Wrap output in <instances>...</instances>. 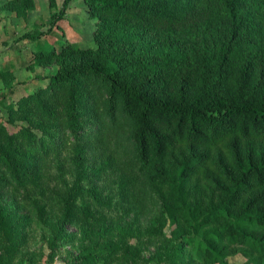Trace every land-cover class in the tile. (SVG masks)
<instances>
[{
    "label": "trees",
    "instance_id": "1",
    "mask_svg": "<svg viewBox=\"0 0 264 264\" xmlns=\"http://www.w3.org/2000/svg\"><path fill=\"white\" fill-rule=\"evenodd\" d=\"M73 1L21 37L53 32ZM81 1L95 47L61 40L34 51L32 62L56 71L2 105L0 193L11 199L0 201V263L16 264L32 218L50 221L46 263L59 243H78L59 264H136L143 244L154 245L153 264H228L234 254L264 264V0ZM32 2L5 0L0 10L20 16ZM60 134L59 144L77 142L71 185L50 205L30 201L29 183L45 194L38 163ZM91 146L109 153L97 151L86 172ZM110 173L123 209L115 220L98 212L110 198L95 181Z\"/></svg>",
    "mask_w": 264,
    "mask_h": 264
},
{
    "label": "rangeland",
    "instance_id": "2",
    "mask_svg": "<svg viewBox=\"0 0 264 264\" xmlns=\"http://www.w3.org/2000/svg\"><path fill=\"white\" fill-rule=\"evenodd\" d=\"M5 0H0V6ZM32 7L20 16H15L13 12L0 10V116L6 117L5 109L2 105L12 103L17 104L21 97L29 94L32 91L46 87L48 83L49 74L56 71L54 64L39 65L32 62V53L39 49H45L47 45L54 44L56 41L67 40L74 47L85 49L87 47H95L94 34V18L90 17L87 8L81 0L70 2L68 7L64 10L62 19L57 21V29L48 34H44L39 40H31L29 38L21 37L22 34H36L39 31L48 27L50 19L53 14L57 12L61 0H55L52 7L48 6L47 0H32ZM56 48V46H54ZM21 114H15L12 117H17ZM26 120L22 119L21 125H25ZM8 129L15 130L8 126ZM59 138L51 144L50 149L46 153L43 160L38 163V184L45 190V194L39 193V188L34 186L28 181V199L31 201L33 198L44 199L49 205L54 198L57 197L62 191L71 185L73 179L74 168L69 160V156L73 153L74 146L77 144L71 136L67 139L61 137V144L58 143ZM126 139V138H125ZM106 150H111L109 146H103ZM97 151L102 156L107 155L108 151H100L96 147H88L85 149V154H81L82 167L86 172L90 171L91 167L97 164ZM131 155V152H129ZM97 161V162H96ZM117 177L114 174H106L102 179L96 180L95 183L102 192L100 196L104 199L110 198L105 207L102 205L98 212L106 214L111 220L122 213L123 209L118 208V195H117ZM26 195V194H25ZM11 196L8 193H0V201L4 205L10 206ZM78 204L88 203L85 197L77 198ZM99 207V206H95ZM124 220H127L124 217ZM50 221H34L32 218L27 220L25 227L20 220V225L23 232L27 233L26 243H21L20 254L13 258L20 263H26L28 256L32 258L31 264H59L62 257L67 253L74 254L77 249L78 243H59L57 246L58 253L53 256L51 263H46V253L43 242V235L48 231ZM73 230V227H69ZM163 233L169 235V226L165 225L162 229ZM134 240V237L131 241ZM138 252L136 264H153L150 259L154 250V245L143 244ZM64 259V258H63ZM245 260L241 254H234L227 257L228 264H238ZM1 262V261H0ZM196 262H194L195 264ZM1 264V263H0ZM130 264V263H128Z\"/></svg>",
    "mask_w": 264,
    "mask_h": 264
}]
</instances>
